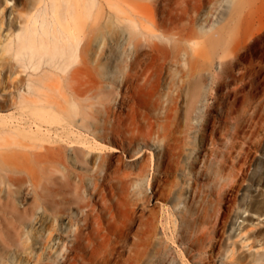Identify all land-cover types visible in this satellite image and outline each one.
<instances>
[{"label":"bare ground","instance_id":"bare-ground-1","mask_svg":"<svg viewBox=\"0 0 264 264\" xmlns=\"http://www.w3.org/2000/svg\"><path fill=\"white\" fill-rule=\"evenodd\" d=\"M213 2L22 0L23 6L33 5L35 11L27 17L20 13L13 34L14 3L0 4V27L4 25L7 39L3 49L26 54L30 68L26 105L51 123L73 126L70 131H88L110 142L108 150L101 147L103 151L94 152L83 143L67 146L59 141L28 157L26 169L19 171L26 173L33 210H26L11 231L0 229V264L15 257L20 264L121 263L116 254L121 249L119 238L126 237L133 225L142 226L134 222L141 215L130 202L148 198L143 183L137 182L147 176L151 165L142 149L162 140L156 168L173 167L168 138L160 135L168 132L177 74L191 75L192 102L213 99L197 119L199 149L208 138L213 143L207 129L210 136L218 127L214 111L220 115L227 107L235 83L249 70L250 56L257 48L264 49V0H231L228 8L219 10L212 27L204 30L200 24L208 15L203 16L202 8ZM262 15L255 25L253 17ZM237 21L238 26L232 25ZM234 138L235 134L227 152H233ZM5 170L0 167L5 192L0 202L16 208L21 198L10 186L17 177ZM154 179L155 175L151 185ZM235 185L226 190L231 199ZM57 188L64 198L54 195ZM169 194L177 216H184L185 209L176 199L181 188L171 186ZM151 218H156L154 213L145 220ZM32 226L38 230L30 235V246L24 234L32 232ZM63 231L71 232L72 238L60 250L54 244Z\"/></svg>","mask_w":264,"mask_h":264},{"label":"rangeland","instance_id":"rangeland-1","mask_svg":"<svg viewBox=\"0 0 264 264\" xmlns=\"http://www.w3.org/2000/svg\"><path fill=\"white\" fill-rule=\"evenodd\" d=\"M21 1L8 0V6L14 3L12 34L18 30L20 13H26L27 17L35 11L33 5L26 7ZM213 1L202 8L203 16L208 15V20L200 24L204 30L212 27L219 10L231 4V0ZM168 2L174 4V0ZM3 3L4 0H0V4ZM253 19L257 25L263 15ZM239 24L237 21L232 25ZM5 33L3 25L0 27V167L17 177L10 187L14 193L19 192L21 198L16 208L0 202V229L7 233L26 210H33V193L26 191V173L19 171V168L26 169L28 157L59 141L67 146L83 143L94 152L108 150L110 142L88 131H70L75 128L73 126L51 123L46 115L26 105V95H29L26 79L30 72L26 54L16 55L13 50L3 49L7 41ZM247 63L249 70L235 83L236 90L227 107L220 110V115L214 111L218 127L210 136L207 129V136L212 137L213 143L208 138L199 149L197 119L202 118L207 103L213 99L192 102L191 75L182 73L184 71L177 74L172 90L176 95L170 98L169 105L174 118L167 117L170 121L168 132L160 135V138H168V158L173 167L160 171L156 168L164 149L162 140L142 149L151 165L147 176L137 182L143 183L148 198L138 204L130 202L138 216L141 215L134 222L142 226L137 229L133 225L126 237L119 238L121 249L116 254L121 259L120 264H264V49L257 48ZM233 134L235 147L233 152H227ZM67 152L71 150L68 148ZM195 157L196 162L193 161ZM153 175L156 179L151 185ZM231 183L237 184L234 199L226 192ZM171 186L182 190L176 199L185 209L184 216H177L175 200L172 194L168 195ZM3 189L4 184H0V199L5 193ZM54 195L64 198L58 188ZM150 213L156 218L145 220ZM164 216H168L170 222L167 223ZM37 230L38 227L32 226V232L25 231L24 237L30 246V235ZM115 237L112 235V239ZM71 238V232L63 231L54 245L63 250ZM141 249L146 253L139 254ZM164 250L167 251L165 259ZM8 262L21 263L16 257Z\"/></svg>","mask_w":264,"mask_h":264}]
</instances>
